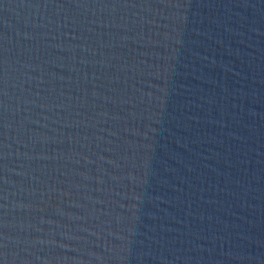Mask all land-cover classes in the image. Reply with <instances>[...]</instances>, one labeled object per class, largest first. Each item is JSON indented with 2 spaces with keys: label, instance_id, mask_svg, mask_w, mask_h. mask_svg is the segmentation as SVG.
<instances>
[{
  "label": "water",
  "instance_id": "95a60500",
  "mask_svg": "<svg viewBox=\"0 0 264 264\" xmlns=\"http://www.w3.org/2000/svg\"><path fill=\"white\" fill-rule=\"evenodd\" d=\"M0 264H264V0H0Z\"/></svg>",
  "mask_w": 264,
  "mask_h": 264
}]
</instances>
